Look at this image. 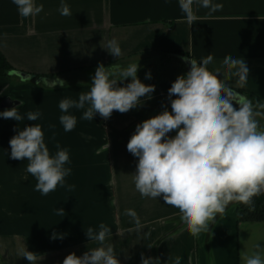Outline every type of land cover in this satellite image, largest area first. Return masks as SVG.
Returning <instances> with one entry per match:
<instances>
[{
  "label": "crops",
  "instance_id": "obj_1",
  "mask_svg": "<svg viewBox=\"0 0 264 264\" xmlns=\"http://www.w3.org/2000/svg\"><path fill=\"white\" fill-rule=\"evenodd\" d=\"M60 2L36 0L43 11L22 18L12 0H0V50L12 68L0 76V103L8 97L17 102L15 107L22 102L18 112L25 117L21 122L0 117V254L9 264H28L19 255L27 246L44 256L40 264H62L72 252L79 256L99 247L88 241L86 230L98 231L104 223L112 230L104 243L113 245L121 264H141V253L159 257L160 264H176L177 258L180 264H242L241 251L264 246V222L239 223L236 204L230 203L211 232L193 237L177 208L162 198L142 197L135 189L138 158L126 146L138 123L165 107L171 111L168 89L188 71L181 57L200 61L211 54L210 71H224L227 56L244 59L249 68L244 88H236L235 78L221 79L254 103H264V0H213L223 9L211 15L194 4L198 19L193 25L178 0H64L72 12L68 17L58 11ZM113 38L122 49L119 58L102 47ZM137 62L138 78L155 85L151 99L142 98V106L124 114L114 111L107 120L99 114L84 120L83 110L72 108L76 127L64 131L59 102L78 100L81 92L90 91L100 63L126 67ZM149 71L151 79H146ZM59 79L65 82L62 87L44 85ZM30 111L42 116L28 121ZM32 124L42 126L50 154L57 143L69 151L65 166L72 172L65 187L58 185L47 196L34 190L37 180L26 172L28 162L10 158L9 140ZM52 124L55 129L49 128ZM56 208L65 214L57 215ZM128 209L135 210L143 225L139 232Z\"/></svg>",
  "mask_w": 264,
  "mask_h": 264
},
{
  "label": "clouds",
  "instance_id": "obj_2",
  "mask_svg": "<svg viewBox=\"0 0 264 264\" xmlns=\"http://www.w3.org/2000/svg\"><path fill=\"white\" fill-rule=\"evenodd\" d=\"M22 18H31L43 11V4L36 0H12ZM186 21L193 25L198 17L194 4L208 9V14L222 11V3L213 0H178ZM62 16H71L67 3L61 0L58 9ZM114 57L123 53L119 42L113 38L102 46ZM190 64L186 74L178 75L168 89L171 111L164 110L138 123L127 143V151L138 158L133 173L135 189L142 197L162 198L165 204L177 208L180 221L193 236L211 232L217 216L223 217L230 203L243 204L250 211L255 210L254 198L264 195V125L257 117L264 116V103L248 99L229 87L221 79L235 78L236 88H244L249 79V68L244 59L225 57L224 71H210L208 65L213 56L197 61L181 57ZM139 63L126 67L119 64L105 67L100 63L91 78V88L81 92L78 100L64 98L59 102L62 114L59 122L65 132L75 129L76 116L69 113L72 108L83 110L82 119L93 120L94 116L107 120L114 111L121 114L142 106V98L151 99L155 85L145 84L138 78ZM130 78V82L121 84ZM146 79H151L150 71ZM60 86L65 83L60 80ZM18 107L0 112V117L21 122L25 119ZM42 116L39 111L28 112V121H37ZM55 129V125H49ZM175 131V136L169 133ZM55 133H53V138ZM10 158L26 160V172L36 180L34 190L47 196L57 186L65 187V178L72 172L69 151L56 144L55 154L45 143V134L40 124H32L17 131L9 140ZM109 147V144H108ZM74 190V185H68ZM57 215H64L63 208H56ZM126 214L135 221L139 232L143 225L135 210ZM112 230L104 223L98 231L89 227L86 230L88 241L100 245L85 251L82 255L68 254L62 264H121L114 247L105 245ZM57 233H52L56 239ZM62 239L63 236L60 235ZM152 247V246H150ZM19 255L28 264H40L42 254L29 251L27 246L20 249ZM242 264H264V246L257 244L248 253L241 251ZM141 264H160L159 257L141 253ZM176 264H180L179 258Z\"/></svg>",
  "mask_w": 264,
  "mask_h": 264
},
{
  "label": "trees",
  "instance_id": "obj_3",
  "mask_svg": "<svg viewBox=\"0 0 264 264\" xmlns=\"http://www.w3.org/2000/svg\"><path fill=\"white\" fill-rule=\"evenodd\" d=\"M12 70L8 64L5 56L0 50V76H7ZM255 210L250 211L248 207L243 204H236V214L238 222H264V195L254 198Z\"/></svg>",
  "mask_w": 264,
  "mask_h": 264
},
{
  "label": "rangeland",
  "instance_id": "obj_4",
  "mask_svg": "<svg viewBox=\"0 0 264 264\" xmlns=\"http://www.w3.org/2000/svg\"><path fill=\"white\" fill-rule=\"evenodd\" d=\"M31 81H33V80H31ZM68 83H69V80L67 81ZM66 82V83H67ZM55 83H57V84H60V81H58V80H50V81H48V82H46L44 85L46 86H50V85H54ZM43 85V86H44ZM254 103V102H253ZM255 104V103H254ZM260 111H262V110H260ZM263 112V111H262ZM257 119L260 121V123L262 124V125H264V116H261V117H257ZM56 120V119H55ZM0 182H2V181H0ZM236 204V203H235ZM0 264H9V262H8V260L6 259V258H4V256L3 255H1L0 254Z\"/></svg>",
  "mask_w": 264,
  "mask_h": 264
},
{
  "label": "water",
  "instance_id": "obj_5",
  "mask_svg": "<svg viewBox=\"0 0 264 264\" xmlns=\"http://www.w3.org/2000/svg\"><path fill=\"white\" fill-rule=\"evenodd\" d=\"M187 64V68H188V71L190 69V64L189 63H186ZM17 105V102L13 101L12 98L8 97L7 99L3 100L1 103H0V110H5V109H8V108H12V107H15Z\"/></svg>",
  "mask_w": 264,
  "mask_h": 264
}]
</instances>
